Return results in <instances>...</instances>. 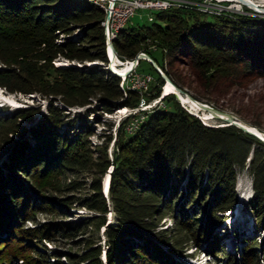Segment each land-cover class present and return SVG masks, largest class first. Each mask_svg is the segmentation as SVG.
Returning <instances> with one entry per match:
<instances>
[{
    "label": "trees",
    "instance_id": "obj_1",
    "mask_svg": "<svg viewBox=\"0 0 264 264\" xmlns=\"http://www.w3.org/2000/svg\"><path fill=\"white\" fill-rule=\"evenodd\" d=\"M105 16V10L90 0H0V85L12 92L52 96L47 114L34 125L28 126L21 119L35 121V109L19 108L14 117L0 116V160L8 156L0 165V231L5 232L0 236V251L10 246L7 250L12 254L0 256V264L18 258L24 264H44L48 260L38 244L77 228L70 223H50L25 230L22 225L35 221L36 211L69 204L43 195L40 187L41 179L64 169L91 166L102 176L113 165L109 196L117 222L106 227L107 264H176L165 246L180 252L179 246H189L190 239L180 238L177 230L158 229L162 217L173 213L176 229L188 230L196 242L206 241L225 218L224 213L238 202V170L245 168L249 158L253 175L249 204L264 226V142L233 124L203 123L174 94L164 97L170 96L173 107L147 112L132 132L125 127L128 120L123 121L112 161L107 145L97 147L96 157L87 155L89 138L95 134L89 112L98 107L72 119L66 107L54 102L84 106L96 97L103 112L112 113L120 106H139L141 95H147V91L130 84L122 87L121 77L102 65L83 68L54 64L59 56L109 64ZM76 27L81 32L73 36ZM60 33L68 35L65 41L57 40ZM149 39L160 47V58L145 45ZM113 45L117 55L125 59L133 60L141 51L149 53L181 88L166 69L167 63H186L207 81L216 77L264 79L261 17L234 12L205 15L174 6L153 10L148 23L129 22L120 29ZM143 62L146 59L142 58L137 67ZM53 71L60 78L50 84L48 76ZM151 71L157 74L159 85L153 86L157 90L149 99L161 95L164 83L152 64ZM65 125L68 128L64 129ZM111 137L107 136L106 144ZM38 179L36 187L34 181ZM28 180L34 186L28 187ZM91 187L84 205L98 212L93 220H98L99 227L106 224L110 204L100 179ZM216 236L208 242V251L221 254L225 249L221 237ZM258 244L255 238L245 248V264H260ZM100 254L99 247L91 249L83 260L102 264Z\"/></svg>",
    "mask_w": 264,
    "mask_h": 264
},
{
    "label": "rangeland",
    "instance_id": "obj_2",
    "mask_svg": "<svg viewBox=\"0 0 264 264\" xmlns=\"http://www.w3.org/2000/svg\"><path fill=\"white\" fill-rule=\"evenodd\" d=\"M179 3L180 5L175 7H186L205 15L219 16L224 13L227 14V12H234L242 15L264 18V13L257 12L248 5H243L241 8H235L232 5L233 3L227 0H181ZM150 12L151 11L148 9L139 10L132 18V23H148ZM229 15L233 14L229 13ZM208 19H213V16H208ZM80 32L81 29L76 27L75 32L72 35L77 36ZM67 36L68 35L60 33L57 40L65 41ZM145 45H147L149 50L155 53V56L160 58L159 53H161V49L157 42L149 39ZM108 49L109 48H107V55ZM139 53L146 52L141 51ZM146 54L154 59L149 53ZM116 56H118V59L123 62L130 60L121 58L117 53ZM110 61L109 58V64H106L101 60L80 61L59 56L54 60V64L61 67L76 66L83 68L99 64L104 68H109L111 72H114V70L110 68ZM150 63L151 61L146 59V62H143L140 67L135 66V68L130 70L126 76L118 74L121 77L120 85L122 87L123 85L130 84L132 87H142L141 90L147 91V95H141V101L137 107L120 106L112 113H108L103 112L100 106V101H98L96 97L91 98V103L84 106L70 107L63 104L60 100L54 102L55 105L66 107V111L70 112L72 119L78 114H87L89 112L88 108L98 107L96 111L89 112V120L92 123V128L95 130V134L91 135L89 138V147L91 149H89V153H87L89 157H96L98 146L107 145L109 159L112 161L114 158L115 140L119 136L118 131L124 120H128L125 127L129 132H132V130L137 127L136 125L145 119L147 112H151L158 107H173V103L170 101V96H167V99L161 98L163 95V86H165L164 84L166 83L165 78L161 88V95L149 99L150 95L157 90L154 89L153 86L155 84L159 85V82H157V74L151 71L152 63ZM1 67L2 64H0V68ZM166 69H168L183 86L182 89L185 93L192 98L209 104L223 113L237 116L244 122L257 127L264 133V129L255 125L257 123L264 128V79L247 78L240 80L235 78L231 80L227 77H216V79L207 81L188 64L182 62L177 63L175 66H171L167 63ZM157 71L160 74V71L167 74L161 67L157 69ZM50 75V77L48 76L50 84H52L56 78H60L59 74L54 71L51 72ZM144 75L151 77V81L147 82V85L142 82ZM170 80L174 82L171 77ZM174 84L177 85L175 82ZM174 95L182 106L198 116L203 123L210 126H224L229 124L223 119L216 117L208 119L204 118L200 113L190 110V108L179 99L176 94ZM51 98V95H43L39 92L28 94L12 92L0 85V116L14 117L15 110L19 108L35 109V121L29 122L21 119V122L28 126L34 125L37 120L47 114ZM9 99L13 104L7 102ZM141 104L147 105L142 107ZM65 126L64 129L68 128L67 125ZM108 135H111L112 137L111 141L106 144ZM27 137L30 141L32 140L30 134H28ZM3 160H8L6 154L1 158L0 165L3 164ZM250 162L251 159L249 158L245 168L238 170L236 187L238 202L232 210L224 213L225 215L223 216H225V218L217 223L211 231V236H209L206 241L200 243L196 242L193 235L189 233L188 230L184 228L182 229L181 227H179L180 229H176L177 223L175 222L173 213H167L162 217L158 224V229L165 228L166 230L171 231L177 230L180 234V238H184L183 240L190 239L189 246H179V248L183 250L180 252L170 251L172 249L165 246L169 255L174 259L175 263L177 262L176 264H245L243 253L247 245L253 242L255 238L259 243L257 247L259 263L264 264V226H262L260 221L256 219L257 217L253 213L249 204V200L253 195V175L250 170ZM109 170L112 173L113 165L109 166L102 176L97 174V172L90 166L86 168L64 169L63 171L61 170L51 173L49 177H45L44 179L40 178V187L43 195L49 196L52 199L60 198L61 200H66L69 204H64L59 207L55 206L54 210L45 207L47 209L36 211L34 215L35 221L27 220L22 224L23 227H25V230L27 228L32 229L37 225L42 224L47 226L50 223H59L60 225L65 226L70 223L77 227L75 230H72L71 234L66 235L58 233L53 236V240L44 239L43 243L38 244L39 248L45 251L44 257L48 260V262H45L44 264H59L58 262H62L63 264H87L88 260H83L84 256L89 250L98 247L101 249L100 258L102 264H107V250L109 246L106 227L110 223L117 222V215L110 202L109 189H106L104 186V179L109 174ZM98 179L101 180L103 193L110 204L109 211L105 214L106 224L100 225L99 227V224L96 223L98 220H95V222L93 220V218L98 215V212L91 210L84 205L85 198L92 193V183ZM35 182L39 183V179L34 181V184L37 187V183ZM26 184L28 187L31 184L34 186L33 182L29 180L26 181ZM186 207H188V205H186ZM195 207L197 208L198 206L195 205ZM238 209H240L239 213ZM199 211L200 209L198 208L197 212L199 213ZM84 221H86L85 224ZM91 221L93 222L90 225L89 223ZM212 234L221 237L220 244L224 246L225 249L221 254H212L208 251V242L212 239ZM0 236H5V232L0 231ZM8 248H10V246ZM8 248L4 247L0 251V256L7 257L9 255V257H11L12 254L7 250ZM55 253L56 256H53ZM13 260L14 261H9V259H6L3 264H24L20 258Z\"/></svg>",
    "mask_w": 264,
    "mask_h": 264
},
{
    "label": "bare ground",
    "instance_id": "obj_3",
    "mask_svg": "<svg viewBox=\"0 0 264 264\" xmlns=\"http://www.w3.org/2000/svg\"><path fill=\"white\" fill-rule=\"evenodd\" d=\"M90 1L97 3L106 12V19L103 22V25L105 26V32H106V37H107V43H108L107 48H109L108 49V56L111 59L110 68H112L114 70V72H116L117 74L122 75V76H126V74L130 70L135 68L134 61L129 60V61L123 62L120 59H118V56H116L115 49H113V47L110 44L113 45V41L117 37V34L120 31V29L123 28L124 26H126L128 23H126L122 26L115 27L112 31L111 40H109V37H108V33H109V25H108L109 11H107V6L105 3H103L100 0H90ZM219 1H226V0H219ZM227 1H230L231 3H233L232 5L235 8H241L243 5H246V3H254L255 5H258L257 7L259 9H261V10L264 9V0H227ZM168 8L169 7H163V8L154 9V10H160V9L165 10ZM169 94H176L179 97V99H181L190 108V110H192L193 112H196V113H200L201 115L204 116V118L208 119V118L214 117V113H213L214 111L213 110L208 111L207 109H205L203 107V104H201L198 100L192 98L188 94L182 93L178 89L177 85H175L174 82H172L170 79H168L165 83V86L163 88V95L161 98H164L166 95H169ZM7 102H10L11 104H13V102H11L10 99L7 100ZM220 114L224 117L230 116V115H227L226 113H223V112L222 113L220 112ZM231 118L234 121L244 123V121L241 120L240 118H238L237 116H231ZM245 124H248V123L245 122ZM248 125H249L250 129H252V130L258 132L259 134H261L262 136H264V133L262 131H260L257 127L250 125V124H248ZM110 174L111 173H109L104 179V186L106 187V189H109V186H110V180H111ZM239 212H240V209H238V213Z\"/></svg>",
    "mask_w": 264,
    "mask_h": 264
},
{
    "label": "built area",
    "instance_id": "obj_4",
    "mask_svg": "<svg viewBox=\"0 0 264 264\" xmlns=\"http://www.w3.org/2000/svg\"><path fill=\"white\" fill-rule=\"evenodd\" d=\"M107 6L109 11V33L111 40L112 31L117 26H122L132 21L139 10H150L149 19H153V10L163 7L179 6L181 0H100ZM160 68V67H159ZM151 81L150 76H143L142 82L146 84ZM147 85V84H146ZM142 88V87H141ZM142 107L147 104H141ZM137 126V125H136Z\"/></svg>",
    "mask_w": 264,
    "mask_h": 264
},
{
    "label": "water",
    "instance_id": "obj_5",
    "mask_svg": "<svg viewBox=\"0 0 264 264\" xmlns=\"http://www.w3.org/2000/svg\"><path fill=\"white\" fill-rule=\"evenodd\" d=\"M246 5H248L249 7H251L252 9H254V10L257 11V12L264 13V9H263V10L259 9V8L257 7L258 5H255L254 3H246ZM110 45H111V46L113 47V49H114V46H113L112 44H110ZM142 58L149 59V60L151 61V63H152L157 69H159V64L157 63V61H155L154 59H152V58H151L148 54H146V53H139V54L133 59L135 66L138 65L139 61H140ZM110 60H111V59H110ZM160 72H161L162 76L166 79V81H167L168 79H170V77H169L167 74H165V73L162 72V71H160ZM177 87H178V89H179L182 93H185V91H184L181 87H179V86H177ZM185 94H186V93H185ZM199 102H200V101H199ZM200 103L203 104V107H204L205 109H207L208 111L213 110V111H214V112H213V113H214V117L219 118V119H223L224 121L228 122L229 124L236 125V126L240 127L241 129L245 130L246 132H248V133H250V134L256 136L257 138H259L261 141L264 142V136H262L261 134H259V133L256 132V131L250 129L249 125H248V124H245V122L243 123V122H237V121H234V120L231 118V116H233V115H230V114H227V115H230V116H226V117H224V116H222V115L220 114L221 111L215 109V108L212 107L211 105L206 104V103H203V102H200ZM221 113H222V112H221ZM229 124H228V125H229ZM108 173H111V171L109 170ZM104 188H105V187H104Z\"/></svg>",
    "mask_w": 264,
    "mask_h": 264
}]
</instances>
